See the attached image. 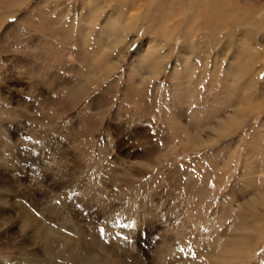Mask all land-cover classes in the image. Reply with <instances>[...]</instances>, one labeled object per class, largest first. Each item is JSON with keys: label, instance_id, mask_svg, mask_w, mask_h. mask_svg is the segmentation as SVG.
<instances>
[{"label": "rangeland", "instance_id": "374dc122", "mask_svg": "<svg viewBox=\"0 0 264 264\" xmlns=\"http://www.w3.org/2000/svg\"><path fill=\"white\" fill-rule=\"evenodd\" d=\"M91 1L0 0V264H264V42L239 81L186 3Z\"/></svg>", "mask_w": 264, "mask_h": 264}, {"label": "bare ground", "instance_id": "6f19581e", "mask_svg": "<svg viewBox=\"0 0 264 264\" xmlns=\"http://www.w3.org/2000/svg\"><path fill=\"white\" fill-rule=\"evenodd\" d=\"M90 1L91 0H87V2H90ZM259 1H261V2L258 3V0L255 2V4H254L255 6L253 8H251V10L248 7L246 8L245 6H248V5H246L242 1L240 2V0H170L169 3L171 4V7L174 4H178V3L185 4L186 3L187 7H189V9H186L187 12L185 10L183 12V10H182V12L179 13V15L183 14L185 17V15L187 14L188 20H189V18L194 17V18L198 19L197 20L198 23L202 24L203 28L201 30L202 31L201 34H202V37H204V36L206 37V38L205 37L203 38V41H204V39H208L207 41H205L206 44H204V47H203L204 50L203 51H208V53H209L210 52L209 50L212 49V44H214V47H217L218 45L219 46L222 45V47H221L222 51L223 50L226 51L225 49L229 48L231 46V44H233L232 45L233 49L235 47H236V50L239 49V50H237L238 53L235 54L234 59L237 61V66H240V67H238L237 70H234V76L240 81L243 78H249L251 76V73H253L252 72L253 68L251 67V65H252V61H253V55L255 54L254 48H255V50L261 49L262 48V46H261L262 41L264 42L263 38H261V39L258 38L260 36L264 37V0H259ZM164 2H165L164 3V6H165L166 1H164ZM90 3L92 4V1ZM95 3H98V2L95 1L93 3V5ZM158 4H159V2H158ZM133 5H134V3H133ZM162 5H163V3L161 4V8H162ZM88 7H90V6H88ZM90 8H91L90 11L93 13H94V11L97 10V8H95V6L90 7ZM138 10H139L138 8H135V6H133L129 10V13L126 12L127 13V14H125L126 15V17H125L126 22L132 21L135 23ZM114 13L116 14V12H114ZM114 13H111L108 15L109 19L111 20L112 26L114 28L118 29V31L119 30L120 31H124V30L127 31L128 25H125V22H124V25H121L122 23L119 24L118 22L120 20L118 18L115 19ZM139 16H140V14H139ZM176 16H178V13L171 14V18H174ZM113 18L115 20H113ZM112 21H114V23H112ZM203 32L205 35H203ZM224 32L227 34L226 38H224V35H221ZM234 33H235V35L233 36L234 39H233V43H232L231 39L233 37L231 38V36ZM250 35H252V37H250ZM115 39L116 40H114V44L115 43L117 44L118 42L121 41L120 39L117 38L116 35H115ZM208 42H211V43H208ZM155 43L158 46L155 47L154 56H148V58H146V67L150 70L149 75L154 74L153 76H157L160 73V70H161L160 62L163 59V54L160 51L161 50L160 46L162 44L158 41H156ZM243 45L248 46L247 47L248 49L247 50L244 49V51L242 50L243 51L242 53H239L241 51L240 49H243L242 48ZM250 47L253 49V51L250 50L251 49ZM221 50H220V52H221ZM107 52H108V50H104V51L100 50L99 53L96 52V54L98 53V59H95V62H96V64H98L99 67H101L103 65L102 68H105L106 71H109L112 68V65L110 64L111 62L108 58ZM258 52L259 51H257V53ZM151 58H153V59H151ZM182 59L187 60L188 58L185 57ZM187 61H186V63H185V61L183 62L184 69H187ZM262 70H263V68H259L256 70L254 75H252V78H254V80L251 81L248 79L250 81V83L251 82L253 83L255 81H256V83H259V78H260V74L262 73ZM248 80H247L245 86H248V84H249ZM246 94L247 93L243 94V92H242L241 98L238 100V101H241L242 103L234 108L233 114L231 116L227 117V120H226V123H228L227 125L234 127L235 124L237 123V121H240V119H242L243 116H245L246 112L249 114V112L251 111V108H252V104L250 102L251 97L245 96ZM259 104H263L262 101H260V103H257V105L253 106L252 111L253 110H259L261 107V105H259ZM232 127H230V128H232ZM190 138H192V137H190ZM186 140H188V138ZM190 141H192V140L190 139ZM182 142H183V140H182ZM186 143H187V141H186ZM262 204L264 206V202H262ZM232 237L233 238L230 239L227 243V245L229 247L228 250L226 251L227 252L226 258L227 259L225 260V258H224V259L220 260L219 263L217 262L216 264H237L236 260L234 259L235 258L234 254L236 253V248L234 245H235L236 241H235V237L234 236H232ZM47 252H49V250H47ZM229 253H230V255H229ZM57 257H60L62 259L63 258L67 259L68 261H72L73 259L71 257H74V256H72V254L66 255V253L62 251L61 253L57 254ZM80 257L81 256L75 257L76 261L80 262V264H82V263L88 264L87 262L92 264L93 262H96V260H94L95 257H94V259H90V258L88 259V257H86V258L83 257L81 259ZM58 262H59V259H58ZM37 264H51V263L50 262H42V260H41ZM53 264H54V262H53ZM111 264H113V263H111Z\"/></svg>", "mask_w": 264, "mask_h": 264}]
</instances>
